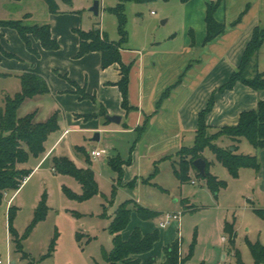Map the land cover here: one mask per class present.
Listing matches in <instances>:
<instances>
[{
	"label": "crops",
	"instance_id": "0c3cea01",
	"mask_svg": "<svg viewBox=\"0 0 264 264\" xmlns=\"http://www.w3.org/2000/svg\"><path fill=\"white\" fill-rule=\"evenodd\" d=\"M58 1L60 5L63 3ZM215 1H219L215 18L226 24V30L216 40L205 43L206 11L208 5ZM165 2L168 5L163 6L162 13L159 15L152 11L147 20L141 15V9L137 10L140 15L135 25L137 30L134 32V25L130 29L128 27V39L121 47L123 63L131 66L128 85V105L131 107L129 111L123 106V95L117 85L122 77L121 65L115 63L102 67V56L98 51L77 57L80 48L77 29L88 31L99 28L109 38L107 24L102 23L98 17L86 18L72 8L61 6L58 13H52L47 6L45 23L51 25L52 35L58 40L60 47L47 50L39 41L33 39L32 46L39 51V56L28 49L17 30L9 27L1 29L0 107L4 104L6 94L12 95L21 90V74L36 72L45 77L50 92L30 98L23 105L35 100L37 115L45 105L50 112L48 118L55 112L59 113L60 135L46 149L48 138L43 159L32 169L33 172L44 159L50 160L54 153H57L56 156L64 155L59 151V145L73 130H103L100 126H106L104 129L119 136L132 135L135 132L142 134V139L137 140L133 151V164L138 169L144 160L150 164L157 161L170 162L172 166L180 148L188 146L186 143H190L189 141H194L199 113L207 106L213 94L216 98L215 106L206 116L207 124L213 129L236 125L243 111L255 109L258 102L264 100V89H254L241 82L232 89L219 91L237 70L254 30L257 27L264 28V0ZM101 7L100 3V10ZM27 14V20L32 18V14ZM159 19L166 25L162 29L157 24ZM171 22L174 26L178 23L183 31L182 39L178 42L177 32H172V28L167 29ZM112 25L110 40L118 41L119 32L116 36L114 24ZM166 92L167 95L160 105L159 101ZM101 108H105L107 115L121 116V122H107V117L103 116L86 118L96 115ZM139 128H143L142 132ZM66 130L69 132L63 136ZM219 142L224 143L219 144L223 147L231 144L227 138H222ZM74 150L71 149L72 154L69 157L79 167H87V162L79 158L80 152L75 153ZM248 151L259 158L261 168L258 178L263 188L264 148L253 147ZM92 152L90 157L93 159L104 158V154L95 157ZM27 164L25 167L29 168ZM18 191H10L13 195L9 203ZM147 223L145 220L138 221L134 228H140L143 233L156 229L155 225L145 228ZM172 223L178 224L177 221ZM150 252L140 257L145 260L153 256Z\"/></svg>",
	"mask_w": 264,
	"mask_h": 264
},
{
	"label": "rangeland",
	"instance_id": "374dc122",
	"mask_svg": "<svg viewBox=\"0 0 264 264\" xmlns=\"http://www.w3.org/2000/svg\"><path fill=\"white\" fill-rule=\"evenodd\" d=\"M94 1L96 0H72L70 5L61 3L60 6L72 8L86 18L98 17L102 23L107 24L109 39L113 33L110 26L114 24V34L117 36L118 17L110 10L116 6V0H98L102 6L98 16L90 10ZM166 3L165 0L128 1L125 5L127 32L132 25L137 24L140 9L141 15L147 20L152 11L160 15L163 6L168 5ZM46 7L44 0H0V20L21 19L30 13L32 18L27 23H45ZM157 24L161 29L166 26L162 19ZM169 28H172V32H177L176 41H180L183 31L178 23L174 26L171 22L167 29ZM133 30L136 32L137 26ZM259 70L264 72L263 45L255 56L249 74L254 75ZM36 106L35 100L26 102L19 116L34 112L37 110ZM47 107L45 105L40 108L38 121L48 119L50 112ZM104 127L100 126L103 130L89 131L75 129L58 148L68 156H71L72 148L77 153V147L83 148L89 155L95 149L106 152L103 159L95 160L90 157V165L99 186L97 194L81 198L83 188L78 180L53 168L51 160L57 155L54 153L50 160H43L10 203L13 192L5 195L0 205L1 264H110L106 255L114 247L111 225L118 207L128 200L160 212L157 217L145 220L148 222L145 228L155 225L160 230V239L150 252L156 257V264L164 261V247L177 238L181 240L183 256H187L191 247L193 248V255L187 264H241L239 258L243 264H255L248 242L264 245V219L254 211L255 208H264V161L261 188L259 172L243 167L239 176L233 177L207 148L204 155L212 162L211 172L227 183L225 188L214 192L194 170L190 171L189 181L181 182L170 162L157 161L150 164L144 160L138 169L133 164V151L137 140L142 139V134L135 132L119 136L108 132ZM215 131L212 129L209 133ZM96 133L101 135L99 140L93 139ZM59 135L60 128L51 134L46 149H49ZM220 140L221 138L216 143L224 144ZM189 142L186 143L188 146L194 143ZM240 148L241 153L250 154L248 149L253 147L243 138ZM42 156H31L27 164L29 169H34L43 159ZM117 156L124 162L122 172L110 164L111 157ZM79 158L86 161L84 153H80ZM65 188L74 195H69ZM44 197L45 216L35 222ZM10 207L14 208L12 227L16 231L15 236L9 230ZM169 214L179 216V219L174 220L178 224L160 227V222ZM138 221L144 220L133 210L130 223L121 232L123 239H128ZM226 223L234 225L236 235L233 241L225 230Z\"/></svg>",
	"mask_w": 264,
	"mask_h": 264
},
{
	"label": "trees",
	"instance_id": "16d2710c",
	"mask_svg": "<svg viewBox=\"0 0 264 264\" xmlns=\"http://www.w3.org/2000/svg\"><path fill=\"white\" fill-rule=\"evenodd\" d=\"M44 1L50 12L58 13L60 11L58 0ZM60 1L65 4L72 3V0ZM128 1L142 2L144 0H118L116 6L110 8L116 14L119 21L118 32L120 38L118 41H111L107 34L99 28H92L88 31L77 29L76 32L80 37V48L77 57H81L92 51H98L102 56V67L105 68L115 63L121 65L122 77L117 82V85L123 95V106L129 111L131 107L128 105V85L131 66L124 64L121 56V47L128 39V32L126 30L127 17L125 13V5ZM181 1L188 2L190 0ZM218 5L219 1H215L207 7L205 43L216 40L226 30V24L219 22L215 18ZM27 18H29V14H26L21 19L0 20V29L9 27L17 30L28 49L37 56L40 53L36 48H33V39L39 41L42 47L47 50H56L60 47L58 40L52 35L50 24H29L26 22ZM263 43L264 28L257 27L244 51L237 70L231 75L229 81L219 88V91L232 89L238 82L254 89H264V72L257 71L254 75L249 74L255 56L259 53ZM0 48L2 49L1 45ZM6 54L11 55L9 53ZM20 80L21 90L14 94V96L6 94L4 104L0 107V205L8 192L19 190L25 180L31 175L33 170L26 168L25 165L29 162L31 156L39 157L44 154L45 143L49 136L60 128L58 112H55L45 121L36 120L38 110L25 116H19V110L26 100L50 92L47 80L39 73L25 72L20 75ZM166 95L167 92L164 93L162 99L159 101L160 105ZM215 102L216 98L213 94L207 106L199 113L193 145L181 147L176 153L178 160H174L172 166L181 182L189 181L190 171L194 170L199 177L205 179L207 185L214 192H218L221 188H225L227 183L211 172L210 166L212 162L204 156V152L207 148L210 149L214 153L216 160L222 163L233 177H238L243 167L252 168L256 172H259L261 168L259 158L254 154L240 153L239 144L243 138H246L255 149L264 148V100L259 101L255 109L243 111L236 125L213 129V127L207 124L206 116L213 110ZM96 116L106 118L107 111L105 108H101L96 115H89L86 118L89 119ZM106 121L109 122L107 118ZM143 128H139V131L142 132ZM212 129L216 131L209 133V130ZM222 137L229 139L231 144L226 147L217 144V140L219 138L222 139ZM232 148L234 149L232 150ZM76 149L86 156L87 167H79L73 159L66 155L54 156L51 160L52 166L55 171L76 178L83 188L81 198H89L99 192L98 182L95 178V172L90 165V155L83 148L77 147ZM198 158H204L207 161L204 175L193 164ZM123 163L119 156L111 157L110 164L119 170V172H122ZM126 163H129V161ZM65 190L69 195H74L68 188H65ZM45 210L46 202L44 197L37 210L35 222L45 216ZM133 210L136 211L142 220H150L160 214V212L149 209L134 200L122 203L118 207L111 225L114 247L112 252L106 255V259L110 264H118V262L121 264H156L155 256H150L143 260L140 255L148 253L153 249L155 243L160 239L159 229L143 233L140 228L136 227L128 239L122 238L121 232L130 223ZM254 211L259 217L264 219V208H255ZM13 216L14 208L10 207L9 230L11 235L15 236L17 234L12 227ZM225 230L229 234L230 240L233 241L236 235L234 225L226 223ZM248 244L255 264L264 263V245L251 241ZM192 255V247L187 256L182 255L181 240L177 238L164 247V261L161 264H187ZM239 262L243 264L240 258Z\"/></svg>",
	"mask_w": 264,
	"mask_h": 264
},
{
	"label": "water",
	"instance_id": "95a60500",
	"mask_svg": "<svg viewBox=\"0 0 264 264\" xmlns=\"http://www.w3.org/2000/svg\"><path fill=\"white\" fill-rule=\"evenodd\" d=\"M99 8H100V2L98 0L94 1L93 6L91 7V11L94 13L95 16L99 15ZM107 119L111 122L120 123L121 122V116L119 115H107ZM94 140L100 139V133H96ZM234 148H232L233 150ZM194 166L198 169V171L201 174H205L206 168H207V161L204 158H198L193 162Z\"/></svg>",
	"mask_w": 264,
	"mask_h": 264
},
{
	"label": "built area",
	"instance_id": "2783aa9c",
	"mask_svg": "<svg viewBox=\"0 0 264 264\" xmlns=\"http://www.w3.org/2000/svg\"><path fill=\"white\" fill-rule=\"evenodd\" d=\"M69 132V130H66L64 133H63V136L65 134H67ZM92 154L95 156V157H99L103 154H106L105 151H99V150H95L92 152ZM176 219H179V216L177 214H169L166 219H164L163 221L160 222V227H166L168 225H170L174 220ZM2 263V261L0 260V264Z\"/></svg>",
	"mask_w": 264,
	"mask_h": 264
}]
</instances>
